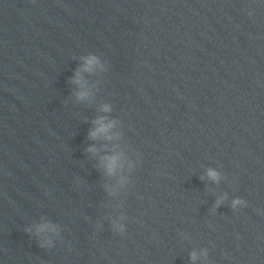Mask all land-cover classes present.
<instances>
[{"label":"clouds","instance_id":"1","mask_svg":"<svg viewBox=\"0 0 264 264\" xmlns=\"http://www.w3.org/2000/svg\"><path fill=\"white\" fill-rule=\"evenodd\" d=\"M84 65L82 67V69L78 70L76 72V78L73 80L74 83L80 84L81 87H83V83L81 80V71L83 72H91L93 70V67L99 64V59L95 56V55H89L87 57H84ZM89 95V93L87 91H80L79 93H77V98L78 99H85L87 98ZM109 107L107 105H105L103 107V111H109ZM105 118L104 117H99L97 118L95 121H93L94 124L97 125V127L89 132V138L91 139H96L99 136L102 135H106L109 130L113 127L112 123H104ZM108 139H111L110 136H107ZM91 152H95L96 149L95 148H89L88 149ZM119 160V156L118 155H112V156H106L104 158L105 161V166L107 168L108 173L111 175L114 173L116 167H117V162ZM208 177L214 181H218L219 180V173L216 172L213 169H209L208 173H207ZM218 204L220 203V201L217 202ZM246 201L242 200V199H235L232 202V207L235 208L236 206L240 205V206H246ZM45 229L48 230H53V226L51 225H41L37 231H44ZM121 231H123V228L121 227ZM206 255V253H205ZM192 259L195 260L196 259V254L192 253Z\"/></svg>","mask_w":264,"mask_h":264}]
</instances>
